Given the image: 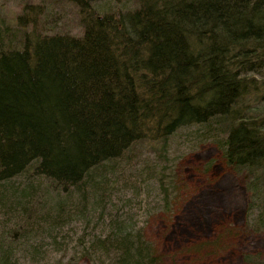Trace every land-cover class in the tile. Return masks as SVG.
<instances>
[{
	"label": "trees",
	"instance_id": "trees-1",
	"mask_svg": "<svg viewBox=\"0 0 264 264\" xmlns=\"http://www.w3.org/2000/svg\"><path fill=\"white\" fill-rule=\"evenodd\" d=\"M15 1L0 15V264H160L132 197L166 190L138 162L166 160L180 131L215 146L264 234V0Z\"/></svg>",
	"mask_w": 264,
	"mask_h": 264
},
{
	"label": "rangeland",
	"instance_id": "rangeland-1",
	"mask_svg": "<svg viewBox=\"0 0 264 264\" xmlns=\"http://www.w3.org/2000/svg\"><path fill=\"white\" fill-rule=\"evenodd\" d=\"M0 2V15L13 21L20 5L15 0ZM192 136L180 131L173 137L166 160L148 151L138 162L146 180L147 173L156 170L166 188L149 180L139 198L132 197L159 263L246 264L242 254L264 255V234L248 231L243 223L241 178L213 144H199ZM162 197L168 198V210L161 208Z\"/></svg>",
	"mask_w": 264,
	"mask_h": 264
}]
</instances>
